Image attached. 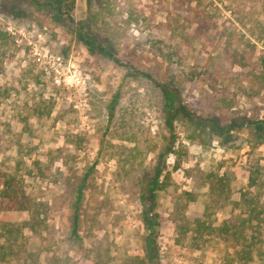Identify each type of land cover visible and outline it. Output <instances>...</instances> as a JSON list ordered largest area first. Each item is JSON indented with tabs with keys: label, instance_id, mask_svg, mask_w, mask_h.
<instances>
[{
	"label": "rangeland",
	"instance_id": "rangeland-1",
	"mask_svg": "<svg viewBox=\"0 0 264 264\" xmlns=\"http://www.w3.org/2000/svg\"><path fill=\"white\" fill-rule=\"evenodd\" d=\"M263 21L259 2L0 0V220L20 228L0 264H238L189 222L264 205Z\"/></svg>",
	"mask_w": 264,
	"mask_h": 264
},
{
	"label": "trees",
	"instance_id": "trees-1",
	"mask_svg": "<svg viewBox=\"0 0 264 264\" xmlns=\"http://www.w3.org/2000/svg\"><path fill=\"white\" fill-rule=\"evenodd\" d=\"M232 2L242 1L248 6H252L254 2H259L262 9L264 10V0H229ZM231 9V8H230ZM205 22L207 19L204 20ZM204 22V23H205ZM204 23L200 27H205ZM244 23V22H243ZM261 30L260 34L264 31V21L260 22ZM208 28V26H206ZM97 46V47H96ZM91 46L92 50L98 48L101 53L114 58L115 56L111 54L104 47L99 45ZM164 92L167 95H171L172 92L168 88L163 86ZM264 123V119L262 120ZM253 185V182H251ZM209 188H210V200L219 201V203H224L230 199V191L227 181L223 175H218L216 173H209ZM83 194L80 190L77 196V202L75 203V210L73 214V233L78 235L79 228V209L80 200ZM14 198L20 201V196L18 193L14 194ZM21 200L20 203H24ZM209 205V204H208ZM242 213H234L232 216L223 221L222 223L215 225L212 222H207L204 218L197 216L190 220V241L189 244L193 247L201 248L205 246L209 236H216L227 240L230 245L234 248L235 263L238 264H253L257 256H264V238L261 236L264 224V205L261 203L259 198L256 196H246L243 195V201L241 202ZM207 210V206H206ZM205 215V210L202 214ZM156 223V222H154ZM152 224L151 226H153ZM2 231V232H1ZM20 228L16 226L13 222L0 220V261L4 260L5 255H7V248L11 246V239L16 240L19 237ZM15 246L16 241L12 242ZM154 251L152 250L148 253L150 259L154 257ZM15 253V252H13ZM158 255H156V259Z\"/></svg>",
	"mask_w": 264,
	"mask_h": 264
}]
</instances>
